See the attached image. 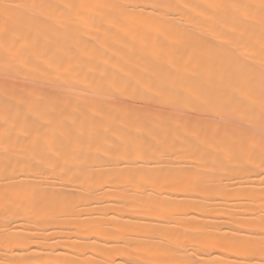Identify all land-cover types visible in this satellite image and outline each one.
<instances>
[{"label":"bare ground","instance_id":"obj_1","mask_svg":"<svg viewBox=\"0 0 264 264\" xmlns=\"http://www.w3.org/2000/svg\"><path fill=\"white\" fill-rule=\"evenodd\" d=\"M0 264H264V0H0Z\"/></svg>","mask_w":264,"mask_h":264}]
</instances>
